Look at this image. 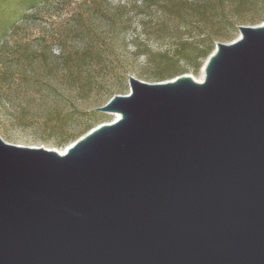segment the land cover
I'll list each match as a JSON object with an SVG mask.
<instances>
[{"label": "water", "instance_id": "1", "mask_svg": "<svg viewBox=\"0 0 264 264\" xmlns=\"http://www.w3.org/2000/svg\"><path fill=\"white\" fill-rule=\"evenodd\" d=\"M239 31L64 155L0 137V264H264V25Z\"/></svg>", "mask_w": 264, "mask_h": 264}, {"label": "rangeland", "instance_id": "2", "mask_svg": "<svg viewBox=\"0 0 264 264\" xmlns=\"http://www.w3.org/2000/svg\"><path fill=\"white\" fill-rule=\"evenodd\" d=\"M3 1L0 0V11L6 8ZM258 2L249 7L244 17L257 18L261 14L264 0ZM136 3L137 0H52L30 11L29 19L20 21L16 33L2 35L0 137L4 142L64 153L90 132L115 123V114L96 113L95 110L117 95L129 96L130 77L147 84L165 83L183 75L191 76L196 82L202 79V69L197 74L188 71L177 77L159 79L157 64L160 58L157 55L169 52L171 42L167 38L159 41L154 34L155 24L162 20L161 12L152 9L150 14H140ZM17 11L21 12L19 8ZM7 16L9 13L2 18ZM122 20L127 23L124 33L119 26ZM261 25L264 22L245 26ZM240 37V31L236 30L224 43H235ZM190 40L193 43L201 41L198 36ZM137 44L141 45L140 51ZM91 45L108 51L100 58L107 68L95 74L96 84L83 98L61 72L47 74L41 67L45 60L50 66L61 64L63 61L55 57L84 53ZM117 69H121L119 74ZM36 81L40 85L32 87L30 84Z\"/></svg>", "mask_w": 264, "mask_h": 264}, {"label": "trees", "instance_id": "3", "mask_svg": "<svg viewBox=\"0 0 264 264\" xmlns=\"http://www.w3.org/2000/svg\"><path fill=\"white\" fill-rule=\"evenodd\" d=\"M50 1L52 0H4L3 4H6V8L0 11V40L2 35L9 32L16 33L20 29V21L29 19L30 11ZM256 3H259L258 0H137L135 7L140 9V14H150L152 9L161 12L162 20L155 24L154 34L159 41L167 38L171 42L168 44L169 52L157 55L160 58L157 64L159 79L177 77L188 71L197 74L212 56L217 43L226 42L229 34L242 26L264 22V10L257 17L259 19L254 16L246 18L243 15ZM12 8L14 10L9 12ZM18 8L21 12L17 11ZM6 13H9V16L2 18ZM126 24L124 20L119 22L121 33L127 30ZM145 31L146 29L144 33ZM197 36L201 40L197 42L198 44L190 40ZM140 47L141 45L137 44V50L140 51ZM106 52L108 51H102L100 47L91 45L84 53L75 52L67 57L64 54L55 57L56 60L63 61L61 64L55 63L50 66L45 60L41 67H44L47 74H52L54 71L61 72L68 79L72 89L83 98L96 84L95 74L107 68L105 61L100 59ZM110 53H113L112 50ZM141 54L146 55V53ZM72 56L74 60L71 59ZM87 58L93 61H88ZM124 71L126 70L122 69L123 73ZM116 72L119 74L121 69H117ZM30 85L36 87L40 83L36 81ZM49 86L57 91L50 84Z\"/></svg>", "mask_w": 264, "mask_h": 264}, {"label": "bare ground", "instance_id": "4", "mask_svg": "<svg viewBox=\"0 0 264 264\" xmlns=\"http://www.w3.org/2000/svg\"><path fill=\"white\" fill-rule=\"evenodd\" d=\"M205 66V65H204ZM203 66V67H204ZM202 72H203V69H202ZM204 79H205V72H203V76H202V79L201 80H198V82L199 83H202L203 81H204ZM197 82V83H198ZM117 116V119H116V121H115V123L121 118V116H120V114H118V115H116ZM67 152V151H66ZM66 152H64V153H59V154H61V155H64Z\"/></svg>", "mask_w": 264, "mask_h": 264}]
</instances>
